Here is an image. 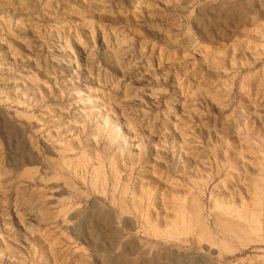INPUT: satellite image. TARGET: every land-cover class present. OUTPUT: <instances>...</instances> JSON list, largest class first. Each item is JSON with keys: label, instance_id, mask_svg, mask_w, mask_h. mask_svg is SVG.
I'll return each instance as SVG.
<instances>
[{"label": "rangeland", "instance_id": "1", "mask_svg": "<svg viewBox=\"0 0 264 264\" xmlns=\"http://www.w3.org/2000/svg\"><path fill=\"white\" fill-rule=\"evenodd\" d=\"M241 2L0 0V264H264L238 217L264 225V0Z\"/></svg>", "mask_w": 264, "mask_h": 264}, {"label": "bare ground", "instance_id": "2", "mask_svg": "<svg viewBox=\"0 0 264 264\" xmlns=\"http://www.w3.org/2000/svg\"><path fill=\"white\" fill-rule=\"evenodd\" d=\"M191 214H192V216L195 219V224H196V228H197V231H196L197 237L200 240H203V241L209 243L212 246H217L216 239L211 234V232L207 229L206 224L204 222V219H203V217L201 215V212H200V207H199V205L197 204L196 201H194L192 203V211H191ZM238 217L240 219L241 218H244L247 221V223H251L259 231H262L264 229L263 218H262L261 213L258 212V211H251V212H249L248 215L245 214V215H243V217H241L240 215H238ZM230 224H232V223H230ZM215 225L216 226H219V227H224L226 224L225 223H222V219L216 218ZM233 225L234 224H232V227H233ZM234 227L236 229L237 228H240L236 224H235ZM243 241H245V240L243 239Z\"/></svg>", "mask_w": 264, "mask_h": 264}, {"label": "crops", "instance_id": "3", "mask_svg": "<svg viewBox=\"0 0 264 264\" xmlns=\"http://www.w3.org/2000/svg\"><path fill=\"white\" fill-rule=\"evenodd\" d=\"M241 1H242V0H240V3H242ZM252 5L255 6V3H253Z\"/></svg>", "mask_w": 264, "mask_h": 264}]
</instances>
